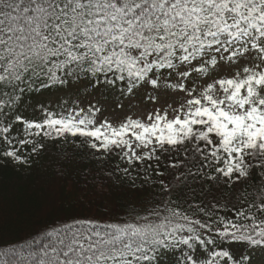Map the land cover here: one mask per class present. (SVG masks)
<instances>
[{
	"label": "snow or ice",
	"instance_id": "obj_1",
	"mask_svg": "<svg viewBox=\"0 0 264 264\" xmlns=\"http://www.w3.org/2000/svg\"><path fill=\"white\" fill-rule=\"evenodd\" d=\"M3 169L0 230L131 195L0 264H264V0H0Z\"/></svg>",
	"mask_w": 264,
	"mask_h": 264
},
{
	"label": "trees",
	"instance_id": "obj_2",
	"mask_svg": "<svg viewBox=\"0 0 264 264\" xmlns=\"http://www.w3.org/2000/svg\"><path fill=\"white\" fill-rule=\"evenodd\" d=\"M56 157L57 154L53 152L51 148H49L48 153L41 155L38 163L34 165V167L39 171H45L48 169L50 162L56 160ZM82 167H92V165L84 164ZM0 174H2L5 178L13 176L11 169H3L2 173ZM89 179H91V176H89ZM84 183L85 181L80 180L75 187L68 189L66 192L68 203L65 206L51 212L47 216H42L35 219L34 221L30 222L27 227L13 223L5 225L4 228L0 230V243H2L3 246H15L18 243H23L26 239L30 238L45 225L55 222L58 217H68L77 212L80 214L91 213L93 215H99L101 212H103L105 204L109 201H111V203L117 207H121L123 202L127 201L131 195L130 193H121L116 196H106L100 199L92 195L90 187L86 188L83 193L78 191L77 189L82 188ZM81 195H83L85 198L83 203H81L80 199H78V197ZM89 201H91V204H89Z\"/></svg>",
	"mask_w": 264,
	"mask_h": 264
},
{
	"label": "rangeland",
	"instance_id": "obj_3",
	"mask_svg": "<svg viewBox=\"0 0 264 264\" xmlns=\"http://www.w3.org/2000/svg\"><path fill=\"white\" fill-rule=\"evenodd\" d=\"M38 99L41 100V101H55L56 96L54 94H47V93H45L44 95L38 97ZM109 103H111V102H109ZM142 107H143V104H141V108ZM127 110L128 109H127V106H126L125 111H127ZM122 114L123 113L113 112V113H111V117H116V116L122 115Z\"/></svg>",
	"mask_w": 264,
	"mask_h": 264
}]
</instances>
